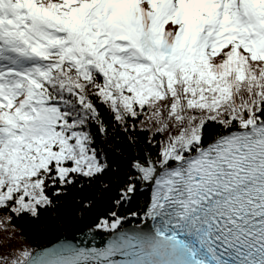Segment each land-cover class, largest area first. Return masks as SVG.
<instances>
[{
  "label": "snow or ice",
  "instance_id": "1",
  "mask_svg": "<svg viewBox=\"0 0 264 264\" xmlns=\"http://www.w3.org/2000/svg\"><path fill=\"white\" fill-rule=\"evenodd\" d=\"M102 106L153 144L168 132L134 152L114 201L152 182L146 210L99 217L102 247H14L0 264H264V0H0L5 228L113 167Z\"/></svg>",
  "mask_w": 264,
  "mask_h": 264
},
{
  "label": "trees",
  "instance_id": "2",
  "mask_svg": "<svg viewBox=\"0 0 264 264\" xmlns=\"http://www.w3.org/2000/svg\"><path fill=\"white\" fill-rule=\"evenodd\" d=\"M102 117L108 127L105 133L97 132L95 146L113 167L92 180L81 177L67 188L64 195L54 197L56 203L53 207L42 208L38 216L27 213L14 216L7 228L0 221V255L11 253L14 247L22 250L23 247L37 249L50 245L66 234H76L96 226L99 217L110 214L113 210L126 217L129 211L142 213L146 210L151 182L137 180L134 194L126 201H122L118 209L114 201L121 195L118 188L123 182V174L128 169L129 161L134 158V152L157 153L159 142L167 138L168 132L160 134L153 132L156 140V144H153L149 140V132L142 130L138 121L135 122L136 129H126L109 115L106 106H102ZM219 130L220 125L215 122L207 123L205 126V132L209 137ZM171 131L175 133L176 129L173 128ZM133 137L138 143H133ZM85 201L90 203L86 204ZM2 215L3 213H0V217ZM127 219L128 224H132L134 220L135 223L141 222L140 219L133 217ZM6 239L10 242L5 246L2 242Z\"/></svg>",
  "mask_w": 264,
  "mask_h": 264
},
{
  "label": "water",
  "instance_id": "3",
  "mask_svg": "<svg viewBox=\"0 0 264 264\" xmlns=\"http://www.w3.org/2000/svg\"><path fill=\"white\" fill-rule=\"evenodd\" d=\"M145 224H147L149 227L151 225L149 224V222H145ZM141 226L143 227V225ZM111 235H112V232L110 233L106 229L92 226L76 234H66L62 236L61 238H59L54 243L50 245H44L39 248L50 247V246H53L61 242H68V243L75 244L78 247H86V248L102 247L103 245L107 243Z\"/></svg>",
  "mask_w": 264,
  "mask_h": 264
},
{
  "label": "rangeland",
  "instance_id": "4",
  "mask_svg": "<svg viewBox=\"0 0 264 264\" xmlns=\"http://www.w3.org/2000/svg\"><path fill=\"white\" fill-rule=\"evenodd\" d=\"M150 186L152 187V184Z\"/></svg>",
  "mask_w": 264,
  "mask_h": 264
}]
</instances>
